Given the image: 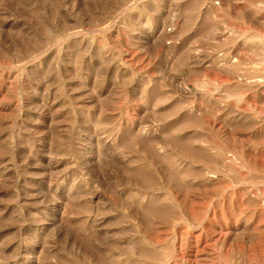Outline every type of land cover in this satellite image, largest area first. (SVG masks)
<instances>
[{
  "label": "rangeland",
  "instance_id": "obj_1",
  "mask_svg": "<svg viewBox=\"0 0 264 264\" xmlns=\"http://www.w3.org/2000/svg\"><path fill=\"white\" fill-rule=\"evenodd\" d=\"M260 51L264 0H0V264H264Z\"/></svg>",
  "mask_w": 264,
  "mask_h": 264
},
{
  "label": "bare ground",
  "instance_id": "obj_2",
  "mask_svg": "<svg viewBox=\"0 0 264 264\" xmlns=\"http://www.w3.org/2000/svg\"><path fill=\"white\" fill-rule=\"evenodd\" d=\"M262 4V3H261ZM230 8H232V7H230ZM242 8V7H241ZM256 10V9H255ZM239 11V10H238ZM246 12V11H245ZM256 12H257V10H256ZM238 13V12H237ZM249 13V12H248ZM247 13V14H248ZM258 13V12H257ZM235 14V13H234ZM246 14V13H245ZM250 14V13H249ZM251 15V14H250ZM234 16V15H233ZM235 17V16H234ZM240 20V19H239ZM253 20V19H252ZM257 23V22H256ZM261 23V22H260ZM257 25V24H256ZM258 26V25H257ZM234 27H232V29H233ZM231 39V38H230ZM243 39V38H242ZM242 41V40H241ZM243 42V41H242ZM262 50H263V48H262ZM258 51V50H257ZM235 52V51H234ZM233 52V53H234ZM260 52H263L264 53V51H260ZM229 53V52H228ZM236 53H237V51H236ZM256 53V52H255ZM241 54V53H240ZM232 55V54H231ZM264 55V54H263ZM256 56V55H255ZM262 56V55H261ZM240 57V56H239ZM260 58H262V57H260ZM257 59V58H256ZM256 59H255V61H256ZM230 60V59H229ZM239 60H241V58L239 59ZM258 60H259V58H258ZM224 62V61H223ZM224 63H226V62H224ZM228 63V62H227ZM229 63H230V61H229ZM235 63V62H234ZM248 63V62H247ZM259 63V66H260V63H262L263 65H264V57H263V59H261V62H258ZM230 64H233V63H230ZM249 65H250V62L248 63ZM222 65H223V63H222ZM236 65V64H235ZM242 65V64H241ZM240 65V66H241ZM220 65H218V67H219ZM224 66V65H223ZM223 66H221V67H223ZM229 66V65H228ZM227 66V67H228ZM234 66V65H233ZM258 66V65H257ZM220 67V68H221ZM226 67V66H225ZM235 68L234 69H236V66H234ZM253 67V66H252ZM254 67H256V66H254ZM226 69V68H225ZM229 69V68H228Z\"/></svg>",
  "mask_w": 264,
  "mask_h": 264
}]
</instances>
